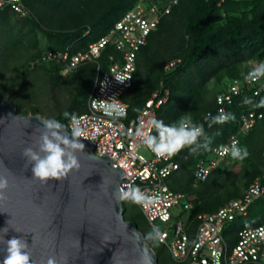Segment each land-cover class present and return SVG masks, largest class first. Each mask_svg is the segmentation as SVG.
<instances>
[{"label":"trees","instance_id":"obj_1","mask_svg":"<svg viewBox=\"0 0 264 264\" xmlns=\"http://www.w3.org/2000/svg\"><path fill=\"white\" fill-rule=\"evenodd\" d=\"M137 2L139 0H24L31 12L24 20L30 22L33 29L47 36L50 46L42 50L43 57L47 50L86 49L89 43L105 36ZM12 15L15 13L8 9L1 10L0 23L6 22ZM117 55L114 47L108 44L98 63L83 65L69 73L82 84V90L74 99V104L79 103L83 95L89 99L98 64L104 70ZM263 58L264 0H178L170 14L162 17L156 30L149 35L146 45L137 55L133 85L123 97L129 105L128 118H135L152 94L164 88L169 90L170 97L168 102L158 109V120L172 124L182 116L190 115L194 123L202 124L206 134L213 137L211 150L199 149L190 155L192 151L185 148L175 157L180 169L167 179L174 191L192 195L191 192L198 186L208 188L220 179L225 172L222 163L224 160L203 182L195 179L194 172L198 162L208 160L214 148L232 136L238 137L240 146H246L256 157L246 186L262 175L264 108H255L253 104L264 97V90L255 96L253 91L243 89L242 93L235 97L233 104L227 107V112L235 115L234 121L209 128L208 114L216 115L219 112L217 94L226 91L232 80L242 79L253 68V64L261 63ZM173 61L179 62L167 69V64ZM249 61L252 62L245 65ZM50 66L59 71L55 66ZM211 77L215 78L217 84L211 94L206 95L207 83ZM246 98L251 99L253 104H245ZM86 111L87 106L84 111L74 113L73 109H67L63 113L79 115ZM251 111L262 114V118L256 119L251 129L244 133L240 128L241 116ZM63 113L57 120L66 126L70 118L66 119ZM181 176H186V179L182 185L176 187L174 184ZM262 184L264 185V178ZM242 194L236 193L232 197L230 195L224 203L222 198H217L214 202L209 199L199 202L195 198L191 200L193 207L188 213L189 219L193 221L199 214L214 213L225 203L241 197ZM128 200L130 199L124 200L123 203ZM254 205H262L264 208V198L255 200L248 214ZM247 217L234 223L242 222ZM156 253L160 260L161 255L157 251ZM168 257L170 258L169 254ZM170 260L172 264H178L171 258Z\"/></svg>","mask_w":264,"mask_h":264},{"label":"built area","instance_id":"obj_2","mask_svg":"<svg viewBox=\"0 0 264 264\" xmlns=\"http://www.w3.org/2000/svg\"><path fill=\"white\" fill-rule=\"evenodd\" d=\"M177 4L178 0H139L105 36L89 43L86 49L47 50L42 60L44 63L54 64L59 72L66 75L83 65L98 63L108 44L118 52L106 69L103 70L98 64L87 111L76 115L83 129L80 139L92 141L95 144V155H107L115 168L119 167L124 171L129 179V182L124 184L128 185V190L138 188L145 196L152 198V202L147 206L138 204V207L151 228L159 227V223L166 225L163 229L159 227L165 235L163 239L157 240L167 249L174 262L264 264V223L243 226L230 232L235 221L248 216L253 202L264 198V168L262 175L246 188L241 197L228 201L214 213H202L190 221L188 213L193 207L192 196L174 191L167 183V179L180 169L179 162L175 160L180 152L170 158L157 157L135 136L138 128L154 135L150 122L154 118L158 120L157 111L168 102L169 90L162 88L153 93L141 112L135 118H128L129 105L123 97L133 85L137 55L146 45L149 35L156 30L162 17L170 14ZM4 9L22 18L30 16L31 13L24 0H0V11ZM178 62H170L166 68L170 69ZM261 62H264V58ZM259 64H253L248 73ZM247 74L242 79L232 80L226 91L217 94L218 111L223 109L227 112V107L233 104L235 97L239 96L243 89L253 91L255 96L264 90V77L253 81L246 79ZM117 76L130 79L121 83L116 80ZM113 98L125 108L126 115L123 118L107 116L99 106V101ZM259 118H262V114L254 111L243 114L241 131L248 132ZM68 125L69 121L66 126ZM233 141H238L240 146L239 138L232 136L214 148V157L197 163L194 172L197 181L207 180L213 170L220 167L221 161L230 156H222L220 146L230 145ZM141 146L147 148L151 154L150 158L140 153ZM126 199L128 198H122L123 201Z\"/></svg>","mask_w":264,"mask_h":264},{"label":"water","instance_id":"obj_3","mask_svg":"<svg viewBox=\"0 0 264 264\" xmlns=\"http://www.w3.org/2000/svg\"><path fill=\"white\" fill-rule=\"evenodd\" d=\"M41 119L19 114L9 99L0 102V175L9 181L7 199L0 201V262L3 240L15 236L27 242L31 264H47L49 257L56 264H159L138 224L124 217L129 179L107 155L94 154L92 141L81 140L80 166L67 177H33L22 152L36 146Z\"/></svg>","mask_w":264,"mask_h":264},{"label":"rangeland","instance_id":"obj_4","mask_svg":"<svg viewBox=\"0 0 264 264\" xmlns=\"http://www.w3.org/2000/svg\"><path fill=\"white\" fill-rule=\"evenodd\" d=\"M49 46V40L43 32L33 29L30 22L16 14L10 16L6 22L0 23V102L5 99L11 100L21 115H40L46 119H57L67 109H73L74 113L86 109L88 97L84 95L79 103L74 104V99L82 90V84L77 78L55 71L50 66L54 64L48 65L43 62L41 52ZM216 84L215 78L211 77L207 83L206 95L211 94ZM139 151L147 158L151 157L146 147L141 146ZM190 155H193V152H190ZM212 157L213 154L208 160ZM255 160L253 152H250V156L243 161L225 159L222 162L225 171L222 177L208 188L203 185L195 188V191L191 192L192 200L196 198L199 202H205L209 199L210 202H214L217 198H222L224 203L230 195L231 197L236 193L241 195L246 190V182L251 176ZM185 179L186 176H181L174 185L176 187L182 185ZM123 209L125 219L136 221L145 237L152 231L137 203L128 200L123 203ZM262 222L264 208L262 205H254L248 217L242 222L234 223L230 232ZM158 225L162 229L166 228L165 224ZM147 240L161 255L159 264H172L167 249L158 243L157 238Z\"/></svg>","mask_w":264,"mask_h":264},{"label":"clouds","instance_id":"obj_5","mask_svg":"<svg viewBox=\"0 0 264 264\" xmlns=\"http://www.w3.org/2000/svg\"><path fill=\"white\" fill-rule=\"evenodd\" d=\"M264 77V62L250 71L246 79L253 81ZM117 81L124 82L126 77L117 76ZM245 104H253L251 99L246 98ZM96 105H94L95 107ZM99 106L103 108L105 115L113 118H123L126 115L125 108L117 102V99L99 101ZM255 108H264V97L256 101ZM66 119H69V125H62L55 118L41 119L43 127L40 132L39 140L35 147L29 146L23 149L22 155L26 158V164L32 165L33 177L40 181L61 180L73 170L79 168V161L76 153L84 150V144L81 143L83 129L80 121L75 114L63 113ZM235 115L231 112H225L220 109L216 115L208 114V127L214 125H224L235 120ZM151 127L155 130V135L145 132L138 128L135 136L140 138L144 145L150 149L157 157L170 158L178 152L188 148L192 152L199 149L205 151L211 150L213 137L206 134L202 124H196L191 116H182L177 122L165 124L162 120L152 119ZM68 127L70 131L63 129ZM217 135L219 133H216ZM220 154L222 156L230 155L233 160L243 161L250 156L246 146H239L238 141H233L230 145H221ZM9 187L8 178L0 175V201L7 199V189ZM122 198H128L137 204H147L152 202L151 197L145 196L138 188L130 189L122 194ZM166 218V217H165ZM7 233L8 228L2 230ZM158 226H153L146 239H163ZM6 247L5 255L0 264H31V256L28 251V244L25 240L17 237L3 240ZM47 264H56L55 257H49Z\"/></svg>","mask_w":264,"mask_h":264}]
</instances>
